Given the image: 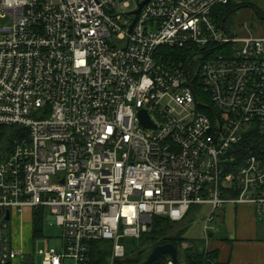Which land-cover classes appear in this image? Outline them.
<instances>
[{
    "label": "built area",
    "instance_id": "2783aa9c",
    "mask_svg": "<svg viewBox=\"0 0 264 264\" xmlns=\"http://www.w3.org/2000/svg\"><path fill=\"white\" fill-rule=\"evenodd\" d=\"M144 1L0 0V264L25 209L62 229L42 264L121 259L199 207L205 238L227 204L264 215V19L232 34L237 0Z\"/></svg>",
    "mask_w": 264,
    "mask_h": 264
},
{
    "label": "crops",
    "instance_id": "0c3cea01",
    "mask_svg": "<svg viewBox=\"0 0 264 264\" xmlns=\"http://www.w3.org/2000/svg\"><path fill=\"white\" fill-rule=\"evenodd\" d=\"M44 212L45 210L41 212L42 219ZM34 216L32 210L25 209L21 215H14L10 219L11 244L19 253V258L11 264H23L25 259H30L32 264H35V256L40 258V264H42L44 252L50 248L47 240L40 252L33 244L35 240L42 237V233L39 237H33ZM47 219L51 221L49 216ZM26 235L32 238L31 245L28 241L25 242ZM17 237L18 242L15 239ZM60 240L62 246V235ZM200 243L202 247H198L196 243L189 240L183 242L177 248L178 263L180 264L179 252L182 255L181 264H187L184 251L191 250L213 256L214 261L211 264H264V215L260 218L249 207L227 204L216 214L215 230L208 234L207 238L200 240Z\"/></svg>",
    "mask_w": 264,
    "mask_h": 264
},
{
    "label": "trees",
    "instance_id": "16d2710c",
    "mask_svg": "<svg viewBox=\"0 0 264 264\" xmlns=\"http://www.w3.org/2000/svg\"><path fill=\"white\" fill-rule=\"evenodd\" d=\"M254 10L264 19V12L260 13L256 8H254ZM12 134L13 131L11 129H5L4 132L2 131V133H0V136L4 135L9 139V136L11 137ZM189 214L180 223H174L168 218L154 217L152 219L151 230L148 233L143 234L138 240L120 241V244L124 247V257L115 260V264L117 261V264H141L148 256L149 252L157 245L171 243L178 248L186 241L184 232L187 229L185 225L189 223ZM177 225L178 229L174 232L172 229L177 227ZM41 233L42 215L38 213V215H35L33 218V237H39ZM112 252V242H93L89 245L87 264H107L108 260L111 258ZM184 256L187 264H211L214 261L212 258L213 256L198 251L185 250ZM168 261L169 257L163 255L155 264H167ZM23 264H32V262L30 259H25Z\"/></svg>",
    "mask_w": 264,
    "mask_h": 264
},
{
    "label": "rangeland",
    "instance_id": "374dc122",
    "mask_svg": "<svg viewBox=\"0 0 264 264\" xmlns=\"http://www.w3.org/2000/svg\"><path fill=\"white\" fill-rule=\"evenodd\" d=\"M254 8H256L260 13L264 12V0H237L234 6L229 8V11L233 10V13H231V17L227 21V23L232 28V34H239L238 28L243 23H246L248 27L255 26V23L257 22V14L259 13L255 12ZM114 44L117 47L123 46V42H120L116 39L114 40ZM4 130L5 129H2V127H0V133H2V131L4 132ZM8 144H9L8 138L4 135L0 136V159H2L5 156L6 154L5 146H7ZM208 211H209L208 206L193 209L189 214V223L185 225L187 226V229L184 232L185 239L193 243H196L198 247H202L200 240L204 239V230H203L204 217ZM48 216H49V210L45 209L44 216L42 219V237L35 240L33 244L37 246V250L40 252V250L44 248L45 240H47L48 246L50 248H55L58 251H61L62 249H61L60 238L62 235V229L58 227L54 222L49 221L47 219ZM211 226L215 227V222ZM8 227L9 229H11L10 224H8ZM176 229H178V225L177 227H174L172 230L175 232ZM12 233H13V223H12ZM15 239H17L18 242L19 238L17 237ZM27 241L31 245L32 238L30 237V235H26L25 242L27 243ZM179 259L181 264L182 255L180 252H179ZM35 264H40V258L38 256H35ZM67 264H71L70 260H67ZM107 264H115V260L112 261V255L111 258L108 260Z\"/></svg>",
    "mask_w": 264,
    "mask_h": 264
},
{
    "label": "water",
    "instance_id": "95a60500",
    "mask_svg": "<svg viewBox=\"0 0 264 264\" xmlns=\"http://www.w3.org/2000/svg\"><path fill=\"white\" fill-rule=\"evenodd\" d=\"M147 1L148 0H145L139 4V10ZM139 10L135 12L136 18L139 15ZM141 123L145 127L150 126V124L147 122V119L145 118V115H141ZM6 220H9V215L6 217ZM163 255H167L172 264H178V250L177 247L171 243L155 246L141 264H155Z\"/></svg>",
    "mask_w": 264,
    "mask_h": 264
},
{
    "label": "flooded vegetation",
    "instance_id": "af4514ba",
    "mask_svg": "<svg viewBox=\"0 0 264 264\" xmlns=\"http://www.w3.org/2000/svg\"><path fill=\"white\" fill-rule=\"evenodd\" d=\"M253 11H254V10H253ZM231 13H233V10H231ZM231 13L229 14L228 20H229V18L231 17Z\"/></svg>",
    "mask_w": 264,
    "mask_h": 264
}]
</instances>
